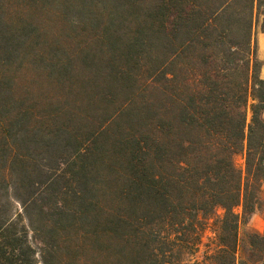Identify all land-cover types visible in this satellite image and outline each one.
<instances>
[{
	"label": "trees",
	"instance_id": "1",
	"mask_svg": "<svg viewBox=\"0 0 264 264\" xmlns=\"http://www.w3.org/2000/svg\"><path fill=\"white\" fill-rule=\"evenodd\" d=\"M258 33L264 0H0V264H184L206 229L192 264H264Z\"/></svg>",
	"mask_w": 264,
	"mask_h": 264
},
{
	"label": "rangeland",
	"instance_id": "2",
	"mask_svg": "<svg viewBox=\"0 0 264 264\" xmlns=\"http://www.w3.org/2000/svg\"><path fill=\"white\" fill-rule=\"evenodd\" d=\"M256 58L261 63L259 77L264 79V33H258L256 35ZM251 101L249 100V104ZM249 114H247L248 120ZM262 118L264 119V113L262 114ZM234 164L237 168L242 167V157L240 154H236L233 157ZM14 208L20 211L19 205L15 202ZM220 213V211H217ZM264 229V183L260 185L259 192H258V203L255 206L253 212L249 214L247 217L242 218L238 227V248H237V257L242 258L245 257L247 250H248V235L251 233H262ZM212 233L206 229L202 243L199 247L198 252L187 258L184 264H192L195 260H199L202 256V252L204 251V244L208 243ZM28 241L31 243L32 246H38L37 241H34L30 237V233L28 234ZM40 264V263H38Z\"/></svg>",
	"mask_w": 264,
	"mask_h": 264
}]
</instances>
